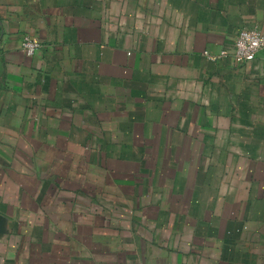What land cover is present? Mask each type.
<instances>
[{"label": "crops", "instance_id": "crops-1", "mask_svg": "<svg viewBox=\"0 0 264 264\" xmlns=\"http://www.w3.org/2000/svg\"><path fill=\"white\" fill-rule=\"evenodd\" d=\"M262 27L264 0H0V264H264V52L205 56Z\"/></svg>", "mask_w": 264, "mask_h": 264}, {"label": "built area", "instance_id": "built-area-1", "mask_svg": "<svg viewBox=\"0 0 264 264\" xmlns=\"http://www.w3.org/2000/svg\"><path fill=\"white\" fill-rule=\"evenodd\" d=\"M39 48L36 41L28 36L23 37L22 50L27 56H32ZM261 52H264V27L242 29L236 36L230 54L221 51L218 56H211L205 52V56L211 61L231 56L235 63L244 64L254 60Z\"/></svg>", "mask_w": 264, "mask_h": 264}, {"label": "water", "instance_id": "water-1", "mask_svg": "<svg viewBox=\"0 0 264 264\" xmlns=\"http://www.w3.org/2000/svg\"><path fill=\"white\" fill-rule=\"evenodd\" d=\"M2 222H4V220L2 219V216H0V227Z\"/></svg>", "mask_w": 264, "mask_h": 264}]
</instances>
